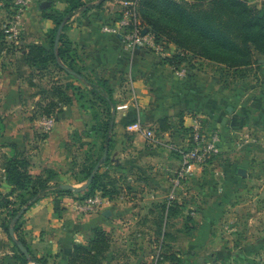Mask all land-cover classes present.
<instances>
[{
    "label": "crops",
    "instance_id": "obj_1",
    "mask_svg": "<svg viewBox=\"0 0 264 264\" xmlns=\"http://www.w3.org/2000/svg\"><path fill=\"white\" fill-rule=\"evenodd\" d=\"M120 1L106 0L101 7L88 10L81 6L67 20L64 33L77 49L76 61L81 72L107 80V87L111 89L115 103L114 141L108 152L114 161L102 164L99 170H106L118 186L125 184L130 190L122 193V189L99 211L87 214L76 210V194L60 195L63 208L60 215L54 213V194L50 192L25 211L21 236L31 253L45 258L48 264H66L73 245L90 239L95 227H101L111 236L105 260L110 264H201L202 256L197 255L210 245L208 236L205 237L208 225L216 224V218L222 214L217 207V197L222 192H217L230 190L237 179L248 182L250 169L247 164H261L254 161L256 153L264 150V77L260 75L242 82L226 72V85L219 66L208 62L195 69L192 75L177 77L171 66L162 63L155 52L139 47L131 49L120 35L102 31V26L120 12ZM67 4V0H30L17 24L12 26L21 34L5 36L3 45L14 48L13 52H5L7 47L2 49L9 59L0 60V92L8 94L10 99V102L6 100V105H19L18 92L26 87L23 76L39 72L25 61L28 46L38 44L49 48L54 23L44 13L49 8L62 12ZM171 49V52L176 51L172 44ZM205 67H210L212 72ZM65 117L67 114L59 118L62 124L55 121L51 130L54 132L50 134L54 138L53 146L58 145L56 132L64 129ZM195 118L202 129L220 133V152L223 149L239 151L244 157L239 164L235 162L236 165L232 161L216 167L205 164V168L194 164L183 187L171 199V203L182 205V201H190L193 205L187 211L182 206L172 210L168 208L170 177L180 163L179 149L188 145L190 126ZM161 119H164L165 128H162ZM145 129L153 130L159 141H148ZM237 139L243 141L235 146ZM224 141L230 144L224 147ZM93 142L101 145L100 138ZM42 161L35 164L33 160L32 174L51 169L55 173L51 183L72 186L77 184L74 178L81 176L85 165ZM238 168L246 170V178L238 175ZM216 185L222 187L216 189ZM8 190L0 167V192ZM105 211H109V215L104 216ZM184 213L199 225L196 224V230L190 229L193 232L188 237L180 239L185 231ZM134 241H142L138 243L144 250L140 256L133 254L139 251ZM162 249L179 259L164 258L157 262ZM124 253L130 258L126 257V262L120 260V254ZM9 263L10 256L1 251L0 264Z\"/></svg>",
    "mask_w": 264,
    "mask_h": 264
},
{
    "label": "trees",
    "instance_id": "obj_2",
    "mask_svg": "<svg viewBox=\"0 0 264 264\" xmlns=\"http://www.w3.org/2000/svg\"><path fill=\"white\" fill-rule=\"evenodd\" d=\"M86 1L67 0L68 4L62 12L49 8L44 13L54 23V28L50 33L49 48L38 44L29 45L24 58L30 66L39 70V72L44 65L50 63L65 73L83 80L89 86L88 93L98 102L104 113L103 120L94 116L93 119L98 123L92 126L95 129L93 132L100 134L101 148L103 151L107 148L108 151L109 146L114 141L112 139V129L114 126L115 103L111 89L107 87V80L95 78V81H91L83 76L81 69L76 68L77 49L64 33L67 20L81 6L85 10L99 8L106 0H92L94 2L91 1L90 5H86ZM126 1H135L137 16L149 32L154 34L155 40H163L174 45L176 51L173 54L160 58L162 63H166L172 68L183 65L192 75L194 70L201 68L204 62L216 64L219 66L222 80L225 83L226 78L224 75H228L226 72H230L234 80H242L245 78L246 71L251 70L256 63L255 54L258 53L264 57V5L258 8L249 5L246 0ZM4 8L8 9L9 6L5 5ZM117 13L114 19L120 16V12L117 11ZM60 26L58 42L55 44ZM8 34L9 32L4 33L0 30V47L6 46L3 44L5 36ZM50 93L54 97L64 95L57 86H51ZM66 100L65 105L70 102V98L67 97ZM59 102L61 104L59 100L56 103ZM56 103L53 100L47 104L46 108H50ZM160 123L162 128H165L163 125L164 119H161ZM1 126L2 120L0 117V128ZM9 146L12 152L0 164L4 182L9 186L6 193L0 192V209L5 211L8 216V220L3 224V229L17 250V254L14 256L16 260H20L24 264L28 262L48 264L45 258L37 257L31 253L21 236L25 211L38 199L50 192L54 194V213L60 215L63 211L59 199L60 195L76 194L77 199L81 200L98 192L101 196L111 200L120 193L121 189L116 184V179L111 177L106 170H99L102 164H99L101 162L98 163V160L93 164H85L80 171L83 179L81 181H86L94 166L99 164V168L91 182L83 190L74 191L63 187L61 183H51L55 176L51 169H44L40 174H32L30 171L31 160L28 154L18 149L15 144ZM108 158L109 152L102 159L106 160ZM11 197H14L15 200L19 199L16 208L14 207L15 201H12ZM171 201H169V209L176 210L182 206L181 204L171 203ZM190 219L187 216V220ZM10 227H12L13 233L17 237L16 240L9 235ZM17 241L21 242L27 249L28 256L18 248ZM110 246L109 233L101 227H95L92 229L90 239L85 243H75L73 245L66 264H110L109 261H105ZM167 252L169 251L162 249V252H159L158 255L161 259L158 258L157 262L164 258L179 259L173 253Z\"/></svg>",
    "mask_w": 264,
    "mask_h": 264
},
{
    "label": "rangeland",
    "instance_id": "obj_3",
    "mask_svg": "<svg viewBox=\"0 0 264 264\" xmlns=\"http://www.w3.org/2000/svg\"><path fill=\"white\" fill-rule=\"evenodd\" d=\"M91 1L87 0L85 4L90 5ZM246 1L249 5L258 8L264 5V0ZM5 5L9 6V8L5 9ZM15 14L16 10L12 0H2V6H0V30L4 31V33L13 31L14 22L12 20ZM17 34H21L19 29H17ZM7 46L0 47L1 61L4 58L9 59L8 54L2 52V49L4 51ZM13 49L12 47H7L5 52H13ZM255 59L256 63L251 70L246 71L245 78L241 80L242 82L251 78H259L260 75L264 77V57L256 53ZM76 68L81 69L77 63ZM208 69L210 67L206 68V70ZM83 76L91 81L96 80L86 74V72L83 73ZM224 76L227 77V75ZM23 77L26 87L25 90L18 92L19 105H14L13 103L6 105V100L10 102L8 94H1L0 92V117L2 120L0 128V164L4 158L11 154L10 144H15L18 149L25 151L30 157L31 164H33V160L35 164H38L37 162L39 160L42 161V159H44L42 162L47 164L76 165L93 164L97 160L98 163L101 162L99 164H111L114 161L112 160L114 158L112 154L108 159H102V145H96L93 142L100 138L99 133L93 132L95 129L92 126L98 123L93 118L97 116V119L103 120L104 113L98 102L88 93L89 86L83 80L65 73L50 63L44 65L39 73L34 72ZM33 78H35V81ZM224 84L228 85L227 81ZM51 86H57L64 95L60 97L52 96L50 93ZM67 97L70 98V102L65 105ZM53 100L54 103L59 100L61 104L59 102L50 108H46L47 104ZM65 114H67L65 127L60 132H56L58 135H56L55 140L56 142L58 141V145L53 146L54 138L50 135L54 133L51 131L53 128L44 131L39 121L43 116L53 117L57 123L62 124V120L59 118L65 116ZM52 139L53 141H50ZM241 141L243 140L237 139L236 143H233L237 146ZM263 142L261 141L262 144ZM229 144V142L226 143L224 141V147ZM223 150L209 158L201 166L205 168L206 165L213 164L216 167V165H221L223 162L228 165V162L231 161L233 164L235 162L239 164L242 157H244L242 152ZM254 162L261 164H247L248 169H250L248 182L245 183L237 179L236 182L240 183L235 182L230 185V190L216 191L217 193L222 192L217 197V207L222 214L216 218V224L212 222L208 225L205 237L208 236L210 245L206 249H201L197 255L202 256L200 257L201 264H264V150L261 149L256 153ZM69 170L71 171L72 169ZM203 172L206 173L207 169H204ZM81 179V176H76L74 183L77 184L74 186L78 187L85 182V180L79 182ZM122 186L120 187L121 190L123 189L122 193H127L130 190L125 184ZM219 187L222 186L216 185V189H219ZM11 200L15 201L14 207L16 208L19 199L15 200L14 197H11ZM192 205L190 201H182V208L186 211ZM190 218V220H187V216L184 213L183 226L185 231L183 236H180V239L188 237L193 232H190V229L196 230V224L199 225L193 217ZM7 220L8 216L5 211L0 209V253L2 251L4 255L10 256L11 263L9 264H24L14 258L17 250L3 229V224ZM14 237L17 238L15 234ZM139 242L134 241L139 251L133 253L138 256L144 251L143 247L138 245ZM129 251L132 250L129 249ZM153 251L155 253V249ZM125 254H120V260L123 262H126V257H128ZM32 263L28 262L26 264Z\"/></svg>",
    "mask_w": 264,
    "mask_h": 264
},
{
    "label": "built area",
    "instance_id": "obj_4",
    "mask_svg": "<svg viewBox=\"0 0 264 264\" xmlns=\"http://www.w3.org/2000/svg\"><path fill=\"white\" fill-rule=\"evenodd\" d=\"M30 0H12L16 14L13 22L16 25L20 19V15L26 8ZM120 16L111 22L102 26V31L112 34H118L122 37V41L131 49L145 48L155 52L159 58L170 56L173 54L171 44L163 40H155L153 33L142 24L141 19L135 12V1H120ZM2 6V0H0ZM12 32L17 34V29L12 28ZM10 34V32H9ZM172 68V67H171ZM174 74L183 78L190 74V71L183 65L178 68H172ZM40 124L44 131L51 130L54 126L55 119L53 117H41ZM144 135L150 142H158V138L151 129H145ZM221 136L218 131L204 130L201 128L200 121L195 118L190 126V135L188 145L179 149L180 163L173 171L170 177L171 190L168 199H172L177 190L183 187L187 176L192 173L194 164H204L209 158L215 156L220 151ZM110 199L101 196L98 192L87 198L78 200L75 207L81 213L87 214L99 211L104 204ZM33 264V263H32Z\"/></svg>",
    "mask_w": 264,
    "mask_h": 264
},
{
    "label": "water",
    "instance_id": "obj_5",
    "mask_svg": "<svg viewBox=\"0 0 264 264\" xmlns=\"http://www.w3.org/2000/svg\"><path fill=\"white\" fill-rule=\"evenodd\" d=\"M60 29H61V26L59 27V29H58V31H57V35H56V38H55V44L58 42V35H59V33H60ZM228 110H230V108H228ZM106 154H107V148L104 149V151H103V155H102V158H105V157H106ZM98 168H99V164H96V165L94 166L93 171L91 172V174H90L89 177L87 178V180H86L83 184H81L80 186L75 187V186H72V185H69V184H63L62 186L65 187V188H70V189H72V190H74V191L83 190V189H85V188L89 185V183L91 182V180H92V178H93L95 172L98 170ZM237 173H238V175H240V176H242V177L246 176V170H245L244 168H238ZM103 215H104V216L109 215V211H105V212H103ZM17 217H18V215H17ZM9 235H10L13 239L16 240V238L14 237V233H13V229H12V227H10V229H9ZM17 245H18V248L21 250V252H23L26 256H28V251H27V249L24 247V245H23L21 242H19V241H17Z\"/></svg>",
    "mask_w": 264,
    "mask_h": 264
}]
</instances>
